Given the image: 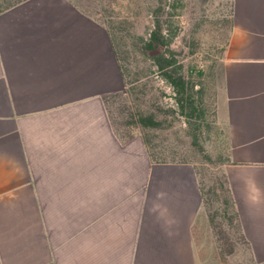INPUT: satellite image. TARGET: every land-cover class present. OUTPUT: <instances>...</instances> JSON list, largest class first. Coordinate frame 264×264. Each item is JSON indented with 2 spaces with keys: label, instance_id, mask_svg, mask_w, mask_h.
Segmentation results:
<instances>
[{
  "label": "crops",
  "instance_id": "obj_1",
  "mask_svg": "<svg viewBox=\"0 0 264 264\" xmlns=\"http://www.w3.org/2000/svg\"><path fill=\"white\" fill-rule=\"evenodd\" d=\"M221 56L225 165L264 260V0H234ZM126 77L108 26L77 0L0 13V264H213L196 164L123 141L105 94ZM215 263V262H214Z\"/></svg>",
  "mask_w": 264,
  "mask_h": 264
},
{
  "label": "trees",
  "instance_id": "obj_2",
  "mask_svg": "<svg viewBox=\"0 0 264 264\" xmlns=\"http://www.w3.org/2000/svg\"><path fill=\"white\" fill-rule=\"evenodd\" d=\"M25 1L0 0V13ZM124 1H127L128 4L125 5ZM143 1L154 19V24L151 27L149 36H142L143 44L138 45L135 51L130 46L124 31L126 28L124 24L129 20L121 18L119 14V16H113L117 12L121 14L122 11L120 10L124 9L130 10L129 12L142 9L144 5L141 2ZM99 2L102 4L101 9L111 17V20L103 21L110 30L127 81V87L124 90L108 93L104 96L115 131L123 141H129L136 134L142 133L154 161L194 162L200 176L206 212L214 229L219 253L224 264H229L230 257L242 248L254 255L253 260L246 264H264V260L255 259L225 169L226 163L220 166L222 169L218 172V175L212 176V182L208 187L199 164L188 158L178 147L177 141L180 139L169 141L166 135L164 136L158 131L174 125L175 120H170L168 116L161 118L158 113L159 109L155 105L151 107L147 105L146 95L149 93L146 90L147 81L144 79L147 80L150 73L147 70H137L138 75L132 77L131 66H129V64L135 63L134 59H136V62L141 60L143 62L152 61L157 67L158 74L173 87L181 115L189 121L193 120L194 117L203 118L204 115L206 116V105L202 95V92L207 91L206 82L202 78L204 70L201 67L199 68L198 64H187L185 57H180V54H183L184 51L178 52L173 47V43L182 30L181 18L186 15L185 11L197 7L200 3H208L210 0H99ZM233 3L234 0H230V14L234 18ZM88 11L92 13V11ZM136 13L139 14L140 12ZM116 18H121V20L117 21ZM229 36L225 44L228 42ZM157 48H160V50L153 53L152 50ZM133 56L134 59H132ZM113 100V104L119 105V114L113 111ZM217 112L216 107L215 122L217 121ZM168 121H171V123L167 124ZM194 133L198 138L197 132Z\"/></svg>",
  "mask_w": 264,
  "mask_h": 264
},
{
  "label": "rangeland",
  "instance_id": "obj_3",
  "mask_svg": "<svg viewBox=\"0 0 264 264\" xmlns=\"http://www.w3.org/2000/svg\"><path fill=\"white\" fill-rule=\"evenodd\" d=\"M77 1L92 13L102 15L101 18L104 21L111 20V17L101 9L102 4L99 0ZM141 3L144 5L142 9L131 12L124 9L120 10L121 14L117 12L113 16L116 17L119 14L121 18L129 20L124 24L126 25L124 31L130 46L135 51L138 45L143 44L142 36H149L154 24L147 5L144 1ZM124 4L127 5L128 2L124 1ZM185 12L186 15L181 18L182 30L176 37L173 47L178 52L184 51L180 57H185L187 64H198L199 68L204 70L202 78L206 82L207 91L202 92V95L206 105V116L204 115L203 118L194 117L189 121L181 115L173 87L158 74L157 67L152 61L136 62L133 56L132 59L135 63L129 64V66H131L132 77L138 75L137 70H147L150 73L147 80L144 79L147 81L146 90L149 93L146 95L147 105L150 107L155 105L159 109L158 113L161 118L168 116L170 120H175L174 125L158 131L162 135H166L169 141L180 139L177 141L178 147L188 158L199 164L209 187L212 176L218 175L222 169L220 166L228 161L229 141L226 125L220 121L218 112L215 122V108L217 107L218 110L220 100L222 49L233 27L234 18L230 14V0H210L208 3H200L197 7ZM121 18H116V20H121ZM136 55L138 56V54ZM141 57L143 58V56ZM113 102L114 100L112 104ZM118 106L117 104L112 105L114 113H120ZM170 123L171 121L167 122V124ZM194 132H197L198 138ZM207 255L214 256L215 263L213 261L211 263L224 264L219 249L213 254L206 253ZM253 258L254 255L250 251L242 248L230 257L229 264H246Z\"/></svg>",
  "mask_w": 264,
  "mask_h": 264
},
{
  "label": "water",
  "instance_id": "obj_4",
  "mask_svg": "<svg viewBox=\"0 0 264 264\" xmlns=\"http://www.w3.org/2000/svg\"><path fill=\"white\" fill-rule=\"evenodd\" d=\"M159 50H160V48H157V49L152 50V52L154 53V52H157Z\"/></svg>",
  "mask_w": 264,
  "mask_h": 264
}]
</instances>
